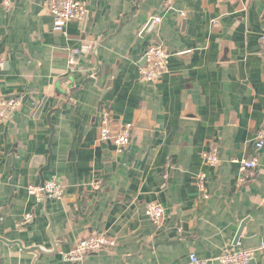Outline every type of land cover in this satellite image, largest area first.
<instances>
[{
	"label": "crops",
	"instance_id": "obj_1",
	"mask_svg": "<svg viewBox=\"0 0 264 264\" xmlns=\"http://www.w3.org/2000/svg\"><path fill=\"white\" fill-rule=\"evenodd\" d=\"M83 1L85 19L65 34L46 0L0 6V86L20 100L0 123V237L57 244L35 260L0 241V264H185L190 253L214 258L264 242V143L254 146L264 120V0ZM153 44L169 53L167 71L145 81ZM73 45L82 47L78 71L67 65ZM104 119L114 132L132 124L123 151L100 142ZM213 141L219 160L210 166L202 155ZM250 158L256 166L244 176ZM53 177L62 197L37 202L28 186ZM149 202L163 207L160 225L145 215ZM96 233L117 245L63 260ZM249 264H264V254Z\"/></svg>",
	"mask_w": 264,
	"mask_h": 264
},
{
	"label": "built area",
	"instance_id": "obj_2",
	"mask_svg": "<svg viewBox=\"0 0 264 264\" xmlns=\"http://www.w3.org/2000/svg\"><path fill=\"white\" fill-rule=\"evenodd\" d=\"M12 0H0V6L9 8ZM166 6H170L169 1ZM46 8L53 19V29L60 33H66V26L71 21L81 22L87 15V4L83 0H46ZM183 14V13H181ZM156 23L159 22L158 16H153ZM264 43V34L261 37ZM82 52L81 45H73L68 48L67 65L71 71H78L77 57ZM143 57L146 60V66L140 69L141 77L145 81H154L161 77L167 71L169 53L161 44L150 45L144 52ZM5 59L0 54V69L4 66ZM20 106V100L17 97L4 94L0 86V123L10 119ZM132 124L123 125L118 132H114L108 127L107 119H104L99 127V140L103 143H111L117 151H123L131 140ZM264 143V120L257 131L255 138V149L258 150ZM203 161L206 165L214 166L218 162V153L216 143L210 142L203 151ZM169 166V165H168ZM256 166V159H245L241 162V171L244 176L249 175L250 171ZM198 187L205 194V175H198ZM27 191L37 202L45 199H59L64 192V185L56 178H51L42 184L29 185ZM206 196V195H205ZM145 215L155 225H160L164 217L163 207L156 202H149L145 207ZM31 213L24 215L23 224L30 222ZM117 245L116 240L106 233H96L78 240L73 248L63 253V260L68 262L81 261L86 255L99 251L101 249L111 250ZM257 253L264 254V242L252 248H242L238 250L225 249L220 255L214 258H200L194 253L188 255L185 264H208L211 260L219 264H249Z\"/></svg>",
	"mask_w": 264,
	"mask_h": 264
},
{
	"label": "water",
	"instance_id": "obj_3",
	"mask_svg": "<svg viewBox=\"0 0 264 264\" xmlns=\"http://www.w3.org/2000/svg\"><path fill=\"white\" fill-rule=\"evenodd\" d=\"M154 25H155V21H154V18H151L149 23L147 24V26L144 28L143 32L144 33H147V32H150L153 30L154 28ZM142 63H146V60L145 58L143 57L142 58ZM5 65V64H4ZM136 125V124H135ZM143 127H146V125H143ZM47 167H44V169H46ZM42 169V170H44ZM43 180V178H42ZM242 227H243V224H241L239 230H238V233H237V236H236V240L237 238L239 237L240 233H241V230H242ZM52 239V238H51ZM0 241L3 242V243H6V244H16L18 245V247L22 250V251H26V252H32L34 253V256H35V260L37 259V257L39 256L40 253H52L54 250H55V247H56V243L52 240V243H53V249L51 251H48V250H45L43 249L42 247L40 246H32V247H23L22 243L20 241H8L2 237H0Z\"/></svg>",
	"mask_w": 264,
	"mask_h": 264
}]
</instances>
